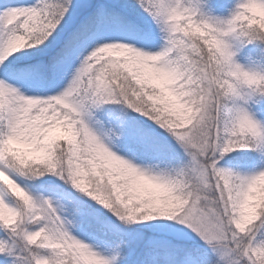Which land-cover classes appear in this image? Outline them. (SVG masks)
Masks as SVG:
<instances>
[{
    "label": "snow or ice",
    "instance_id": "6c2138e0",
    "mask_svg": "<svg viewBox=\"0 0 264 264\" xmlns=\"http://www.w3.org/2000/svg\"><path fill=\"white\" fill-rule=\"evenodd\" d=\"M254 10L4 0L0 264H264Z\"/></svg>",
    "mask_w": 264,
    "mask_h": 264
},
{
    "label": "rangeland",
    "instance_id": "374dc122",
    "mask_svg": "<svg viewBox=\"0 0 264 264\" xmlns=\"http://www.w3.org/2000/svg\"><path fill=\"white\" fill-rule=\"evenodd\" d=\"M4 0H0V4H2ZM220 2L226 3L230 2V0H220ZM248 48H252L253 45L249 44L247 46ZM239 62L242 64H245L248 67H254L257 69H264V56H253L251 59L246 60L244 57H238ZM264 102H261L259 104H253L251 105V110L255 113L258 119L261 121H264V108H263ZM236 151L239 152H254L253 149H238ZM230 155V154H229ZM228 165L234 168H240L243 170H255V168L264 166V164H261L260 162L256 161L254 158L249 161L241 160L239 158L230 159L228 161ZM261 232H264V226L260 229Z\"/></svg>",
    "mask_w": 264,
    "mask_h": 264
},
{
    "label": "clouds",
    "instance_id": "9594fccd",
    "mask_svg": "<svg viewBox=\"0 0 264 264\" xmlns=\"http://www.w3.org/2000/svg\"><path fill=\"white\" fill-rule=\"evenodd\" d=\"M254 16L259 18L257 23L264 22V10H254Z\"/></svg>",
    "mask_w": 264,
    "mask_h": 264
},
{
    "label": "trees",
    "instance_id": "16d2710c",
    "mask_svg": "<svg viewBox=\"0 0 264 264\" xmlns=\"http://www.w3.org/2000/svg\"><path fill=\"white\" fill-rule=\"evenodd\" d=\"M263 108H264V104H263ZM230 156H231V154H230ZM235 158H239V159L245 160V161H249V160L253 159V157H251V156H237ZM235 158H232V159H235Z\"/></svg>",
    "mask_w": 264,
    "mask_h": 264
}]
</instances>
